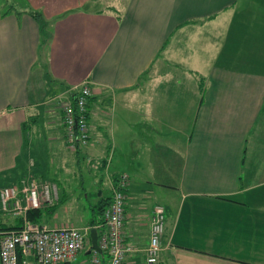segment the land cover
<instances>
[{"label": "crops", "instance_id": "obj_1", "mask_svg": "<svg viewBox=\"0 0 264 264\" xmlns=\"http://www.w3.org/2000/svg\"><path fill=\"white\" fill-rule=\"evenodd\" d=\"M2 1L0 140L12 132L17 155L36 143L54 156L61 190L52 182L57 198L44 205L43 221L73 225L57 212L71 177L69 162L62 165L71 152L62 105L59 117L47 107L86 82L84 152L103 156V201L118 174L130 177L124 234L133 249L125 264H149L156 194L166 214L156 264H264V0ZM14 158L0 160V174L17 167ZM5 215V226L20 221ZM88 250L62 264H91L90 256L78 259Z\"/></svg>", "mask_w": 264, "mask_h": 264}, {"label": "built area", "instance_id": "obj_2", "mask_svg": "<svg viewBox=\"0 0 264 264\" xmlns=\"http://www.w3.org/2000/svg\"><path fill=\"white\" fill-rule=\"evenodd\" d=\"M91 95L90 84L85 82L76 90L75 99L67 100L62 105L67 144L73 150L85 147L90 142L88 102ZM38 182L33 179L20 190L14 186L0 188V213L12 214L23 221L19 228L1 232L0 264H29L30 257L37 264H62L91 248L92 226H49L29 220L30 209L39 208L42 201L51 204L57 198L56 185L47 181ZM129 183L127 173L118 174L113 182L112 196L102 215L103 222L94 226L98 230L102 253L92 250L91 264H125L128 253L133 249L125 241L124 234ZM165 219V206L155 203L150 219L149 243L145 249V259L149 264L158 263ZM104 253L108 256L107 263L99 256Z\"/></svg>", "mask_w": 264, "mask_h": 264}, {"label": "rangeland", "instance_id": "obj_3", "mask_svg": "<svg viewBox=\"0 0 264 264\" xmlns=\"http://www.w3.org/2000/svg\"><path fill=\"white\" fill-rule=\"evenodd\" d=\"M25 3H26L25 0H14L12 4L20 6V5H24ZM2 4L3 5L5 4L6 6L7 2L3 0ZM98 6H101V4H99ZM38 86L40 87L41 90L46 88V85H44L43 82L37 83V87ZM78 87H81V84L77 85L75 90H77ZM53 89L54 91H58L55 87ZM63 95L64 97H66L65 94ZM45 98L47 99V96ZM56 98H58L57 100L58 102H56L55 100ZM62 99H66V98H62V96L60 95L56 97L55 96L52 97V100L55 101V103H53L52 105L49 103V106L47 107L49 109L52 108L53 110H55V112H57L56 116L58 117H59L58 113L60 112V107L61 105H63L64 102ZM56 116H53L52 113L49 112L47 118L51 120L59 121V118H57ZM57 126L59 127L56 130H60V129L62 130L61 125L58 124ZM63 130H64L63 136L66 138L65 128H63ZM19 143L20 142L18 143L16 142L14 134L12 132L10 134L5 135L3 140H0V152L4 155L3 157H0V160H3L4 163L6 164H10V162H12L11 164H13L15 160L14 158L15 156L17 160V167L14 170H11L5 174H0V186L7 184V186H14L18 190H20L21 188L19 189L18 187L21 186L20 181L22 178H26V179L31 178L25 180L26 183H28L31 182L34 178L38 179L37 180L38 182L40 178L43 176L45 180L50 181L51 183L55 182L59 190H61L62 182L58 178V175L61 173H59L57 171L58 169L54 168L53 164H51V162L54 160V156L48 155L45 157L36 143H32L31 146L32 153L30 155L28 153L27 157H25L24 154L17 155L18 151L20 153ZM35 148L38 150V154L36 153ZM66 148L71 151L70 156H67V154H65L63 157L64 162L61 163L62 165H65L68 164L69 162V169L67 170L66 168H63V170L64 171L67 170L68 173L71 174V177L68 180H66V182H64L66 191L64 192L63 196H61V199L59 201L60 203L57 209V212H59L61 215L59 217V220H64L65 222L72 223L73 226L76 227L88 228L93 225L87 224V222L91 220L94 216H99L98 210L96 209L95 211H93L92 207L93 205L96 206V203L98 202L100 196V191L104 195H108V192L103 186V183L99 181L101 175H103V166H102L103 156H100L102 154H98V157L96 158L93 157L92 159H88L87 154L89 153L84 152L85 150L84 147L73 150L71 147L67 145ZM74 154L75 156L73 162L71 160L73 158L71 157V155ZM69 157H70V161H69ZM34 160L36 161L35 165H34ZM29 161H30V168H29ZM72 162L74 164V167L71 164ZM31 170H34L33 174H31L32 176H34V178H32V176H29L30 175L29 171ZM0 188H3V186ZM153 201L163 203L164 199H162L161 196L156 194V197H154L153 195L152 199L150 200V202ZM44 202L45 201H42L40 208L47 206V205L44 206L46 204ZM3 215L5 214L0 213V239L2 237L1 232H3L5 229H11L10 227H8V225L5 226L6 222H4L5 220L3 219L4 218ZM46 218H47L46 220L51 219L49 215H47ZM22 222L23 221H21L20 219V221L17 223L18 225L16 224V226H19ZM42 223L49 225L45 221H42ZM84 224L87 225L84 226ZM90 255L91 254L87 255L85 252H83L82 254H80V256H78V259L83 256L89 257ZM99 256L102 259L104 257L103 254H99ZM74 263L77 264L78 263L77 260Z\"/></svg>", "mask_w": 264, "mask_h": 264}, {"label": "trees", "instance_id": "obj_4", "mask_svg": "<svg viewBox=\"0 0 264 264\" xmlns=\"http://www.w3.org/2000/svg\"><path fill=\"white\" fill-rule=\"evenodd\" d=\"M31 14L39 22V24L43 25L44 27L46 26L47 21L40 11L33 10V11H31ZM75 95H76V93L73 94L72 100L75 99ZM129 179H130V177H129ZM109 202L110 201H107V200L103 201V195L99 196V199H98V202L96 203V206L92 207L93 211H95L97 209L99 212V216H94L92 218V221H91V225H93L92 227L103 222L102 215H103L105 208L109 204ZM43 210H44V208H32V209H30L28 211L29 219H31L35 222L42 223V221H43L42 220L43 219ZM14 228H19V226H15ZM90 254H91V252H90Z\"/></svg>", "mask_w": 264, "mask_h": 264}, {"label": "water", "instance_id": "obj_5", "mask_svg": "<svg viewBox=\"0 0 264 264\" xmlns=\"http://www.w3.org/2000/svg\"><path fill=\"white\" fill-rule=\"evenodd\" d=\"M100 195H101V191H100ZM90 237H91V248L88 250V253H90L92 250H97L98 252L102 253V249L98 243V230L96 227L91 228Z\"/></svg>", "mask_w": 264, "mask_h": 264}]
</instances>
